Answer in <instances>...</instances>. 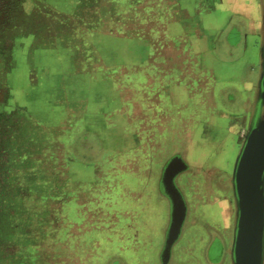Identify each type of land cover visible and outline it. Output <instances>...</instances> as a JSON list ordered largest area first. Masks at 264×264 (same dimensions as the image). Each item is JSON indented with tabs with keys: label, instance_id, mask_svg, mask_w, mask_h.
<instances>
[{
	"label": "rangeland",
	"instance_id": "374dc122",
	"mask_svg": "<svg viewBox=\"0 0 264 264\" xmlns=\"http://www.w3.org/2000/svg\"><path fill=\"white\" fill-rule=\"evenodd\" d=\"M259 3L0 0V264H161L158 179L173 154L189 166L175 179L188 209L168 264L230 263L225 179L260 70ZM45 47L61 78L100 86L71 98L49 70L29 104L41 72L27 63Z\"/></svg>",
	"mask_w": 264,
	"mask_h": 264
},
{
	"label": "water",
	"instance_id": "95a60500",
	"mask_svg": "<svg viewBox=\"0 0 264 264\" xmlns=\"http://www.w3.org/2000/svg\"><path fill=\"white\" fill-rule=\"evenodd\" d=\"M261 9L255 115L247 124L229 177L234 205L229 264L264 263V3ZM185 169L187 163L181 155L173 154L160 172L158 190L169 206L168 223L159 254L161 264H168L187 214L186 201L175 182L176 176Z\"/></svg>",
	"mask_w": 264,
	"mask_h": 264
},
{
	"label": "crops",
	"instance_id": "0c3cea01",
	"mask_svg": "<svg viewBox=\"0 0 264 264\" xmlns=\"http://www.w3.org/2000/svg\"><path fill=\"white\" fill-rule=\"evenodd\" d=\"M53 3L54 2H52L51 4H53ZM71 3L68 4V7H70L72 5ZM257 34H258L257 37H258V39L260 41V38H259L260 37V33L258 32ZM101 37H102L101 35L100 36L99 35H95L94 36V40L99 41V42L100 41H103L104 36L102 38ZM107 40H110V37H107ZM247 44H248V50H250L251 48H254L255 47L253 44L252 45H249V43H247ZM247 44H245V46L243 47V49H247ZM255 48H256V55L253 58V61H251V62H254L255 59H256L255 62H257V58L259 59V47H258V44H257V46ZM36 52L37 51H35L34 56H33V57H35L34 58L35 64H33V66H30V64H28L29 62L27 61L28 62L27 63V66H28L29 70H31L32 68H36L37 71L41 72L40 73L41 74V77L37 79V80H39L38 81L39 83L38 82H34V84L32 85L33 88L30 89L29 92L24 93V96L26 97V100L28 101L29 104H32V102H34V100L39 97L40 89H42V87L43 88L44 87H47V85H48V84H46L47 82L49 84L50 83H53L54 84L53 78L48 75V74H51V73H49V70L51 72L52 71L54 72V73H52L53 75L55 74V75H58L59 76V77H56L58 83H61L62 82V87L67 88L66 91H65V94L71 96V98H73V97H72V95L70 93H72L73 91H70V90H73V89L75 90L76 97H78V100H79V99H84V97H86L87 93L90 91L91 84L92 85L97 84L96 87L100 86V81L93 80L94 78H91V80L89 78L88 81H85V79H83L84 81H81V82L79 80L73 79L72 77H69L68 75H63V74L62 75L64 77L61 78V75L60 74L63 73L62 69L57 68L58 65L55 66L54 65L55 63H53L55 60L57 61V59H58V52H52V50H50L49 48H46V47L43 48L42 50H39L37 53ZM140 52H141V50H140ZM55 53H57V54H55ZM56 56H57V59H56ZM59 61L62 62L61 59H59ZM248 70H249V68H248ZM254 72H255V70L252 71V72H250V71L248 72V73H251L250 75H248L249 77L246 79L247 81L249 80V83H246L247 89L246 88H244V89L246 91L248 90L249 93H247L245 91V93H247L246 96L247 95L248 96H247L246 99L244 97H242L243 100L244 99L245 100H248V97L250 96L251 103L255 99V95H256V91H257V80H258V76H259V75L258 76L255 75ZM28 73H29V71H28ZM126 74H128V73H126ZM14 75H16L17 77L20 76L19 79H23V77L25 76V75L22 74V72L17 73V71L14 73ZM253 83H254V86L255 87L252 86ZM16 87L18 88V87H21V86L19 85V86H16ZM96 87H94V88H96ZM110 102L113 103V100L109 99V102L108 103L110 104ZM68 103L71 104L72 101L71 102H68V101L65 102V104H68ZM231 137L234 138L233 135ZM239 146H240V144H239ZM239 146H238V148L236 150L235 156L238 153Z\"/></svg>",
	"mask_w": 264,
	"mask_h": 264
},
{
	"label": "flooded vegetation",
	"instance_id": "af4514ba",
	"mask_svg": "<svg viewBox=\"0 0 264 264\" xmlns=\"http://www.w3.org/2000/svg\"><path fill=\"white\" fill-rule=\"evenodd\" d=\"M260 4V25H259V33H260V41L258 42V47H260V42H261V23H262V9H261V3H259ZM231 33V32H230ZM237 36H230L229 35V45L231 46V47H233V46H237L240 42H239V40L236 38ZM238 40V41H237ZM230 47V48H231ZM256 93H257V91H256ZM255 98H256V95H255ZM254 103H255V99H254V101L252 102V107L250 108V110L248 111V117H247V121L249 122L253 117H254V115H255V112H254ZM241 143V142H240ZM182 157V156H181ZM185 161V160H184ZM187 163V162H186ZM189 169V166H188V164H187V169H185L183 172H181V173H179V175L180 174H182V173H184V172H186L187 170ZM178 176V175H177ZM176 176V177H177ZM176 179V178H175ZM159 180V179H158ZM225 181L226 182H228L229 181V178H226L225 179ZM177 185V184H176ZM178 186V185H177ZM179 189H180V187H178ZM184 196V195H183ZM185 199V198H184ZM186 205H187V203H186ZM187 209H188V207H187ZM216 241L217 240H212V242H211V245H212V243H216ZM215 243H214V245L213 246H211L210 245V253L212 254V255H210V257L211 256H217V254L219 253V246L218 245H215ZM264 264V263H263Z\"/></svg>",
	"mask_w": 264,
	"mask_h": 264
},
{
	"label": "trees",
	"instance_id": "16d2710c",
	"mask_svg": "<svg viewBox=\"0 0 264 264\" xmlns=\"http://www.w3.org/2000/svg\"><path fill=\"white\" fill-rule=\"evenodd\" d=\"M220 253V252H219ZM219 253L217 254V256H219Z\"/></svg>",
	"mask_w": 264,
	"mask_h": 264
}]
</instances>
